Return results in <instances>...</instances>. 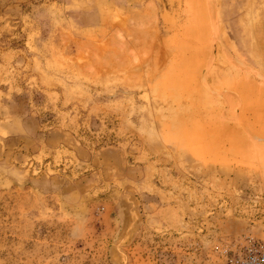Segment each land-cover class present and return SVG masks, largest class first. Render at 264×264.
Wrapping results in <instances>:
<instances>
[{"label":"rangeland","instance_id":"1","mask_svg":"<svg viewBox=\"0 0 264 264\" xmlns=\"http://www.w3.org/2000/svg\"><path fill=\"white\" fill-rule=\"evenodd\" d=\"M264 247V0H0V264H227Z\"/></svg>","mask_w":264,"mask_h":264},{"label":"built area","instance_id":"2","mask_svg":"<svg viewBox=\"0 0 264 264\" xmlns=\"http://www.w3.org/2000/svg\"><path fill=\"white\" fill-rule=\"evenodd\" d=\"M227 264H264V247H257L254 241L248 240L244 249L229 258Z\"/></svg>","mask_w":264,"mask_h":264}]
</instances>
